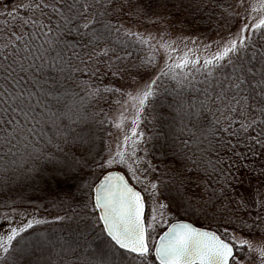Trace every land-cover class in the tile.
I'll list each match as a JSON object with an SVG mask.
<instances>
[{
    "label": "snow or ice",
    "instance_id": "6c2138e0",
    "mask_svg": "<svg viewBox=\"0 0 264 264\" xmlns=\"http://www.w3.org/2000/svg\"><path fill=\"white\" fill-rule=\"evenodd\" d=\"M0 208V264H264V0H0Z\"/></svg>",
    "mask_w": 264,
    "mask_h": 264
},
{
    "label": "rangeland",
    "instance_id": "374dc122",
    "mask_svg": "<svg viewBox=\"0 0 264 264\" xmlns=\"http://www.w3.org/2000/svg\"><path fill=\"white\" fill-rule=\"evenodd\" d=\"M141 30L143 31V29H141ZM161 65H163V59H161ZM121 114H123V118H124L123 123H124L125 129L130 130L131 126H132L131 120L133 119V117L135 115L134 109L131 108V105H129L128 111H126V112L121 108L116 109L114 114H113L114 120L116 122H120ZM114 133H115V135L113 136V146H115L116 137L119 136V131L115 129ZM32 210H33L32 208H28L29 212H31ZM6 211H8V209L1 211L0 217H2ZM40 216L45 218V216H43V215H40ZM20 220H21V217H16V223H19ZM12 226H15V225H12ZM8 227H9L8 223H6L2 219H0V235H5ZM253 243L254 244L264 243V240H261V239L256 237L253 239Z\"/></svg>",
    "mask_w": 264,
    "mask_h": 264
},
{
    "label": "trees",
    "instance_id": "16d2710c",
    "mask_svg": "<svg viewBox=\"0 0 264 264\" xmlns=\"http://www.w3.org/2000/svg\"><path fill=\"white\" fill-rule=\"evenodd\" d=\"M160 63H161V60H160ZM161 66H162V65H161ZM163 83H164L165 85H167V84H168V81L165 79V80L163 81ZM168 101H169V102L171 101V97L168 98ZM118 108H119V107L114 106V107L112 108V110L110 111V113H109V115L113 118V120H114L113 114H114L115 110L118 109ZM161 112L164 114L165 117H167V116H168V113L171 112V109H169V108H167V107L165 106L163 109H161ZM114 121H115V120H114ZM168 122H169V121H168L167 119L163 121V123H168ZM110 130L113 131V132H115V129H110ZM144 130H145L146 132H149V134H151V132L149 131V129L145 128ZM157 156H158V153H157ZM154 162H155V161H154ZM3 210H6V209H4V208H0V212L3 211ZM40 215L45 216V218H49V219L51 218V216H50L48 213L41 212ZM45 227H46V226H45ZM57 227H59V225H58ZM40 230L42 231V230H43V227H41ZM257 238H259V237H257ZM259 239H260V238H259Z\"/></svg>",
    "mask_w": 264,
    "mask_h": 264
}]
</instances>
